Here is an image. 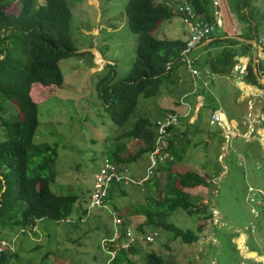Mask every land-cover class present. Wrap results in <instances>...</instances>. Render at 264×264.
<instances>
[{"label":"rangeland","instance_id":"rangeland-1","mask_svg":"<svg viewBox=\"0 0 264 264\" xmlns=\"http://www.w3.org/2000/svg\"><path fill=\"white\" fill-rule=\"evenodd\" d=\"M68 1H73L70 34L78 49L73 55L59 61L63 82L53 95L38 104L39 123L33 140L57 143V175L51 183V188L56 193L76 192L82 197L74 204L71 221L76 220L78 212L85 206L93 214L85 219V222L79 221L74 230H68L71 226L69 222L62 221L55 225L48 218L39 220L26 233L8 232V226L0 229V233L5 236H12L9 244L21 252L16 259L12 258L9 264L37 263L44 252L48 256L46 264H96L91 257L97 253L95 242L100 239L97 232L107 226L109 233H112L113 224L110 222L109 210L88 206L94 173L106 159V151L113 148L115 135L132 127L138 117L145 116L154 121L167 110L165 106L176 100L187 87L184 83L189 82L187 75L180 79L184 83L178 82L179 84L174 85L165 80L156 95L140 96L136 110L124 126H117L104 109L96 83L111 70L115 71L114 79L123 78L135 56L138 36L131 32L127 24L124 10L126 0ZM234 1L225 0V5L220 3L221 24L215 27L213 33L218 35L217 28L231 17L240 33L256 36L252 27L250 28L254 23L249 18V11L257 20L258 37L256 36L255 41L259 48L260 39L264 35V0H239L241 5L244 3L243 15L234 8ZM97 5L100 9L96 8ZM211 10H214L212 4ZM169 20L175 29L183 25L177 16ZM166 24V20L162 21L156 29L158 37L162 34L157 30ZM216 43V39L211 42ZM92 45L99 53L80 50ZM200 50L201 47H198L191 54H197ZM108 63L115 64L112 68ZM184 68L186 69L185 66ZM207 77L213 79L215 84L209 82L204 86L199 79L197 89L200 91L195 90L189 99L199 96L204 100L205 96L214 93L212 98L215 97L216 102L221 104L218 106L225 111L227 118L234 117L241 123V113L238 110L241 111L243 105L245 109L247 98L239 102L237 97L240 89L228 85V80L221 75L208 74ZM190 79L192 89L194 85L192 78ZM179 85L182 89H179ZM205 107V104L197 107V110L192 107L180 122L175 124L176 128L171 129L169 135L176 140L173 134V131H176L177 139L185 147L180 161L200 167L201 171L209 173L213 181L212 197H207L204 190L194 200L192 207L194 209L199 206V210L189 213L179 207L168 217L169 221L183 229H194L198 238L192 242H184L179 237L172 238V232L160 230L151 242L140 239L136 245L140 252L129 254L135 260L134 264H142L145 251L151 249L161 253L164 264H264V131L262 128L257 130L258 128L252 127L251 132L244 133L246 138L233 136V133L229 134V137L224 136L230 150L228 153H221L225 146L221 143L220 133L223 130L220 128V121L209 123L208 110ZM200 108L202 116H199ZM15 112L14 104L0 101V123ZM223 123H226L225 119ZM256 123L264 128V120ZM2 134L3 129L0 126V139L3 138ZM123 139L126 140H119ZM126 142L131 143V140ZM171 157L172 154L169 158ZM163 161L164 159L161 163ZM148 164L149 158L144 155L142 159L130 163L132 169L130 168L129 172L136 177H144ZM180 169L178 167V170ZM124 185L128 188L123 196L116 198V213L126 217L130 212L132 215L129 218V226L136 229V223L144 219V213L139 210L140 205L144 208L146 196L142 189H134L131 184ZM200 222L203 226L197 230ZM95 225L99 227L95 229ZM153 230L144 227L138 237ZM50 232L54 233V238L48 234ZM4 241L7 243L6 239ZM2 246L0 243V248ZM35 252L40 253L35 255Z\"/></svg>","mask_w":264,"mask_h":264},{"label":"trees","instance_id":"trees-1","mask_svg":"<svg viewBox=\"0 0 264 264\" xmlns=\"http://www.w3.org/2000/svg\"><path fill=\"white\" fill-rule=\"evenodd\" d=\"M181 1L191 3L198 17L213 20L210 0H126L124 10L127 24L131 32L138 36L135 56L123 78L114 79L115 71L111 70L96 83L104 109L117 126H124L136 110L140 96L156 95L163 78L181 63L179 53L185 41L180 38H158L153 34L162 21L177 12L174 4ZM71 6L73 1L68 0H0V101L16 106V112L0 123L3 129V138L0 139V229L8 226V232L26 233L39 220L46 218L55 225L62 221L69 222L71 226L68 230H74L79 221L85 222L93 214L85 206L78 212L76 220L71 221L74 204L82 197L76 192L56 193L51 188L57 175V143L33 140L39 123L38 104L53 95L63 82L59 61L73 55L78 49L70 34ZM234 8L239 11V0L234 1ZM248 15L254 23L250 28L257 35V20L249 11ZM234 54L228 50L215 54L212 58L213 69L216 66L227 68L233 62ZM111 66L113 68V64ZM245 79L264 87L257 81L250 63ZM155 133L153 121L145 116L138 117L132 127L114 136L113 148L106 151V159L130 170V163L142 159L144 155L149 158L150 151L156 145ZM122 138L130 139L131 143L119 140ZM176 140L178 142L167 133V144L159 155L163 158L151 167L147 179L137 185L131 184L134 189H142L146 196V204L143 209V205H140L139 210L144 213V219L136 224V229L140 232L144 227L157 232L166 230L172 232V238L192 242L198 238L196 231L183 229L169 221L168 217L179 207L189 213L199 210V206L193 209L194 200L204 190L211 198L213 181L209 173L201 171L200 167L180 161L185 147ZM165 152L173 157H164ZM178 167L181 169L178 170ZM124 184L112 181L108 186L107 197L114 211L118 210L116 198L123 196L128 188ZM131 215L128 212L123 217L117 213L122 229L130 223ZM110 218L114 225L111 213ZM202 226V222L198 223L197 230ZM98 227L95 225L94 228ZM97 233L100 237L95 242L97 253L91 260L96 264H107L110 259L108 249L115 243L108 238L111 233L107 226ZM48 234L52 238L55 236L52 232ZM0 239L7 240L0 248V264H9L21 252L9 244L11 235L0 233ZM135 251L140 252V248H121L110 261L134 264L135 260L129 254ZM44 253L34 264H46L48 256ZM142 261V264L165 262L156 249L145 251Z\"/></svg>","mask_w":264,"mask_h":264},{"label":"crops","instance_id":"crops-1","mask_svg":"<svg viewBox=\"0 0 264 264\" xmlns=\"http://www.w3.org/2000/svg\"><path fill=\"white\" fill-rule=\"evenodd\" d=\"M174 5H172V6L174 7ZM96 8L100 9V7H98V5L96 6ZM226 10H227V8H226ZM238 12L241 15L244 14V3L242 5L240 4V9ZM173 16H177L181 20L180 15L177 12H175V14ZM169 19H165L167 21V24L163 25L161 28H159L157 30L159 34L160 33L162 34L160 37H158V35L156 34V29L158 27L155 30H153V34L158 38H164V39L180 38V39L185 41V39L188 36V26L185 23H183L181 20L183 25L180 26L179 28L176 27V29H175V27L170 22L171 20H169ZM222 23L223 24L217 28V30L219 32L218 35L214 34L215 33L214 32L209 38L204 39L196 48H194V50H195L198 47H201V50L197 54H192L195 57V67L200 72V76L197 78V82L200 79L201 83L204 86L208 85L209 82L215 84L214 80L208 79L207 75L208 74L209 75H218V76L221 75L222 78H225L226 80H228V83H229L228 85L237 86V88L240 89L237 100L239 102H242L243 99L247 98L245 109H244V105H243V108H241V111L238 110L241 113V123H238L236 118H234V117H232L230 119L227 118L225 111L221 107L218 106L221 104L216 102L215 97L212 98L214 96V93H210L208 96H205L204 100L202 99V97L199 98V96L194 97V99H189V97L195 93L194 92L195 90L200 91V89L199 88L197 89L198 86H197V84L194 85V83H193L194 87L191 89L190 74L187 71V69L184 68L182 63H179L178 66H176L174 69H172V71L169 73V75H166L163 78V81H162L160 86L165 84V80H168V82H172V84L174 83V85L177 84L178 82L184 83L180 79L184 78V76L186 77V75H187L189 82L184 83V85L187 84V87L181 91V94L178 95L176 100H173V102L171 101L168 106H165L167 110L163 114H161L160 116L164 115L168 111L180 113L181 116H180V119L178 121V123H179L181 118L189 110H191L192 107H195L194 110H197V107H199L202 104H205V106H206L205 108H207V110H208L209 123L213 124V122H211V118H210L212 113L218 112L221 116V120L219 123V125L221 126L220 128L223 130V132L220 133L221 140H222L221 143L224 144V146H225V150L221 151V153L222 152L225 153V151H226V153H228L230 150V146L226 145L224 138H223L224 136L228 135V137H229V134H232V133H233V136H244L245 132H249V131L251 132L252 127H253V129L258 128L257 130H259V128H262V130L264 131L263 126L257 125V123H256L257 121L264 120V87H261L257 84L255 85V84L251 83L250 81L246 80L245 79L246 74L244 75V77H242V75L240 74L241 75V77H240L238 72L235 70V66L237 64L242 63V64H246L248 66L250 63L251 67H252V71L255 74L257 81L263 85L264 84V81H263L264 80V64L262 63V61H263L264 57L261 56L262 52L260 49V45L258 48L256 41H255V38L258 37L257 35H256L257 36L256 37V36H248L249 34H244L243 32L240 33V30L238 31L237 30L238 28L234 26L231 17H229V20L224 21ZM232 25H233L234 29H232ZM246 30L248 31V29H246ZM214 39L217 40V43L211 44V42ZM83 49L91 50L92 53L94 51H97L99 53V50L94 45H92L90 48H82L80 50H83ZM224 50L232 51L235 53L233 55V59H234L233 62L228 64L227 68H224V66L223 67H217L216 66V69H213L214 60H212V58L214 57L215 54H220L221 52H224ZM192 53H193V51H192ZM93 56L95 57V54H93ZM101 58L103 59L102 56H101ZM110 64H112V63H110ZM113 64H115V63H113ZM182 68H183V70H182ZM247 70H248V67H247ZM206 80H207V83H206ZM217 80H218V78H217ZM242 81H244V82H242ZM203 88L204 87H202V89ZM243 88L246 89L247 91L248 90H250V91L252 90V91L246 92V91H244ZM179 89H182V86L179 85ZM192 90H194V91H192ZM183 95H184L183 99H184V101H187L188 105L182 104L179 101V99H180L179 97L183 96ZM214 105H216V106H214ZM178 106H180V107H178ZM211 106H213V107H211ZM201 108L199 110V113H200L199 116H202V114H203V113L201 114ZM242 110H244V112H242ZM222 115H224V119L226 120V123H223L224 119H222ZM155 120L153 121L154 126H155ZM226 127L228 129H226ZM175 128H176L175 125H173L172 127L169 128V135L171 133L170 132L171 129H175ZM175 133H176V131H173L175 138H177ZM155 135H156V133H155ZM244 137L246 138V136H244Z\"/></svg>","mask_w":264,"mask_h":264},{"label":"built area","instance_id":"built-area-1","mask_svg":"<svg viewBox=\"0 0 264 264\" xmlns=\"http://www.w3.org/2000/svg\"><path fill=\"white\" fill-rule=\"evenodd\" d=\"M210 1L214 8L212 12L213 20L211 21L198 17L193 5L187 1H181L175 4V9L180 15L182 22L188 26V36L185 39V44L179 53V60L186 67L194 85L197 84V78L200 76V72L195 67V57L191 53L194 48H196L204 39L209 38L213 34V31L217 25L221 24L219 5L221 2L225 4V0ZM260 49L262 52L261 56L264 57V35L260 39ZM237 65L238 66L236 71L239 75L242 72L244 73V75L247 74L246 64L241 63ZM169 66L170 61L167 62V67ZM183 97L184 95L180 97L179 101L182 104L188 105L187 101H184ZM180 116V113L168 111L155 120L156 145L149 153L150 160L148 166L146 167L147 173L144 177H136L135 175H131L128 167H119L113 162H110L108 159H105L99 166L98 170L94 173L93 187L89 198V207H102L107 208L110 211L114 225L113 234L109 237V240H111L112 242H117L116 246L110 247V249H108L110 259L108 260L107 264H115L110 260L116 257L118 248L120 246L121 248H127L131 244H134L138 239V237L129 226L125 227L123 232L120 233L117 213L111 208L107 197L108 186L112 181L123 182L126 184H139L147 179L150 175L151 167L156 165L158 159L163 158L159 157V155L162 151V148L167 144V133H169V128L179 121ZM220 120L221 116L218 112L212 113L211 122H219ZM166 155L167 152H165L164 157ZM156 233L157 231L155 230H153L152 232H146L143 235V240H145L146 242H151ZM117 238L119 239L118 241H116ZM0 243L3 244L4 241H1Z\"/></svg>","mask_w":264,"mask_h":264},{"label":"clouds","instance_id":"clouds-1","mask_svg":"<svg viewBox=\"0 0 264 264\" xmlns=\"http://www.w3.org/2000/svg\"><path fill=\"white\" fill-rule=\"evenodd\" d=\"M142 183V182H141ZM93 187V186H92ZM92 191V190H91ZM89 198H90V195H89ZM109 203H110V201H109ZM88 206H89V201H88ZM130 224V223H129ZM129 224H125L124 225V227H123V229H122V224L121 223H119V230H120V233H122L123 232V230L125 229V227H127V226H129ZM130 227V226H129ZM132 229V228H131ZM133 230V232L135 233V235L138 237L139 235H138V233H142V232H140V231H138L137 229H132ZM112 234H113V230H112V233H111V235L110 236H112ZM109 236V237H110ZM108 237V238H109ZM140 239H142L143 240V235H141L140 237H138V239H137V241L134 243V244H131L130 246H136L137 245V243L140 241ZM119 239L117 238V240L116 241H118ZM1 241H4L3 239H0V242ZM112 242V241H111ZM5 241H4V243H3V245H5ZM115 244L114 245H112V247H114V246H116V244H117V242H114ZM129 246V247H130ZM12 247V246H11ZM129 247H127V248H129ZM2 248V247H1ZM127 248H125V249H127ZM119 249H121V246L118 248V250Z\"/></svg>","mask_w":264,"mask_h":264},{"label":"water","instance_id":"water-1","mask_svg":"<svg viewBox=\"0 0 264 264\" xmlns=\"http://www.w3.org/2000/svg\"><path fill=\"white\" fill-rule=\"evenodd\" d=\"M241 75H242V77H244V73L242 72V73H240ZM242 82H244V81H242ZM243 84V83H242ZM226 137H228V135L226 136Z\"/></svg>","mask_w":264,"mask_h":264}]
</instances>
